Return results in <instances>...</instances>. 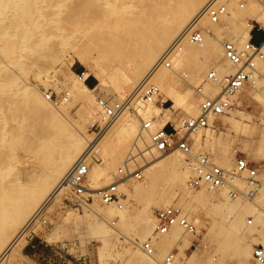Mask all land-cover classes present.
<instances>
[{"label": "bare ground", "instance_id": "obj_1", "mask_svg": "<svg viewBox=\"0 0 264 264\" xmlns=\"http://www.w3.org/2000/svg\"><path fill=\"white\" fill-rule=\"evenodd\" d=\"M61 1L63 0H55L50 5L47 19L50 25L57 27V30L63 31L73 18L80 19L79 22L82 25L93 28L98 25L103 27L102 30L98 27L93 33L97 34L94 44L89 39L82 41L81 47L73 52L71 62L75 60L89 68L98 86L107 89L111 97L116 98L117 101L128 96L133 97L140 86L149 80L155 83L160 93H163L176 107L181 98L174 90V77L188 63L193 64L192 70L196 72L208 67L215 71L216 79L210 81L212 84H207L209 89L206 87L214 95L221 92L225 77L236 70V67L224 57L223 43L220 41V38L221 40L224 38L221 31L227 28H219L218 25H222L225 17L234 15L233 7L243 9L247 0L239 6L236 0H219L226 7V13L220 16L219 23H211L208 18L202 16L210 0H78V5L71 15L66 14L67 11L62 7ZM246 7L250 14L248 19L251 18L256 23H264V8L260 0L249 1ZM36 9H38L36 0L34 2L0 0V66L26 56L25 53L17 52L15 49L25 46L24 40L27 32H19V29L12 24L16 23L20 17L27 18L28 13ZM33 18L32 22H35L37 17ZM195 21H198L199 27L203 29L202 43L199 45L182 43L171 69L161 68L153 71V67L160 61L163 53ZM253 27L254 25L247 20L243 22L241 32L232 28L231 33L238 40V42H232L238 48L241 47L250 38ZM94 35H91V38H95ZM2 39L8 40V43L2 45ZM11 39L12 41H9ZM6 46L9 47L5 48ZM205 57L212 62L221 61V67L203 63L202 60ZM261 70H264V58L256 60L255 69L247 83L252 78L256 89L264 91V75L260 73ZM23 75L24 70H21L16 74H10L6 79L0 78V85L10 81L11 78L18 79L15 94L22 97L20 101L14 93L9 94L0 86V113L2 114L0 117V264H14L16 260L18 261L29 236L28 232H24L27 223L39 211L52 208L61 201L63 196L67 197L66 175L78 158L88 152L97 141L96 148L89 156L87 182L90 189L95 191L105 188L103 186L112 180L111 174L119 171L118 166H125V158L128 154L133 155L135 151L133 144L140 151L148 149L143 154L139 152V156L135 159L138 165H142L141 168L137 166L138 170L142 169L140 173L132 174L133 178L142 179L135 191L143 192L157 185L159 195H168L177 199L173 205L179 206L197 227L200 223L199 218L187 212L189 207L203 205L216 213L224 211L223 220L217 224H214L216 221H212V227L208 229L209 233H213L218 238V249L222 252H231L237 258V264H256L251 255L252 244L264 246V218L260 212L253 213L255 224H253L254 219L248 220L250 226H247L244 218L248 213H252L251 207L248 204H241L238 196L233 197L228 189H209L205 185L196 189L192 188L188 182L190 174L191 176L193 174V171L191 173L189 171L188 157L178 148L158 155L154 154L155 151L148 148L150 130L144 132L140 128V132L136 134L138 132L137 119L131 118L126 111L111 126L106 127V133L104 132L105 135L103 134L101 140H99L100 136L91 141L90 137L70 124L65 113L58 106L56 109L50 108L48 102L30 87ZM35 77L37 78V75ZM86 77L87 74H85ZM78 83V87L73 91H67V95H72L73 99H71L76 103L79 101L82 106L85 103L86 106H91L94 101L90 99L89 94L95 89H89L83 82ZM247 83L241 89L246 87ZM253 97L258 96L253 94ZM62 100H65L64 97ZM107 101L111 100L108 98ZM152 103L154 102L135 105V111L130 112H135L142 121H149L151 128L153 125V127L158 126L163 129L172 121V113L169 108L161 110ZM23 106L28 111L34 110L37 114L41 126L47 132L42 137L24 138L25 123L29 120V116L25 114ZM152 110L156 112L154 121L141 118L140 115L149 118ZM197 114L199 113L196 109L189 106L185 118H195ZM230 114L229 124L232 132L229 131L234 134H246L248 126L243 123L246 120H242L238 114ZM211 120L208 126L211 125ZM202 129L205 128L190 133V136ZM205 135L209 139L214 138L212 131L206 130ZM261 136L256 152L264 155V135ZM143 146L145 148L142 149ZM142 157H145V161L142 160L144 164L140 160ZM92 158L94 164L91 166ZM211 159L213 163L222 168L228 167L227 161L217 164L218 162ZM185 162L188 167L184 166ZM127 167L129 171L124 177L131 176L133 165L129 162ZM114 183L118 188V182ZM235 183L240 189L243 181L237 180ZM126 185L128 187V184ZM175 185L182 190L172 189ZM168 188L171 190L169 193H167ZM94 200L102 202L97 195ZM159 200L162 201V198L160 197ZM88 208L94 215H101L105 221H110L108 218L115 211L113 206H108L102 213H98L97 208L93 206H88ZM125 217L126 215L120 221H125ZM155 224V221L145 217L136 228L135 235L142 243ZM241 228L253 230L257 234L251 240H247L240 237ZM183 235L184 232L174 226L168 234L159 236V242H155L160 248L155 249L156 255L164 256L172 244ZM140 249L136 248L129 256L130 261L139 264H158L155 259H150ZM182 257L179 258L185 264L184 261L188 257L185 253H182Z\"/></svg>", "mask_w": 264, "mask_h": 264}, {"label": "rangeland", "instance_id": "obj_2", "mask_svg": "<svg viewBox=\"0 0 264 264\" xmlns=\"http://www.w3.org/2000/svg\"><path fill=\"white\" fill-rule=\"evenodd\" d=\"M54 1L55 0H36L38 9L30 11L27 18L20 17L16 20V23L12 24L16 29H19V32H27L24 40L25 46L20 49H15L17 52L20 51L25 53L26 56L2 64L0 66V78L6 79L10 74H16V72L24 70L23 76L26 78L30 87L35 90L42 99L48 102L49 107L56 109L58 106L59 109L65 113L72 126L78 128L79 131L90 137L91 141H94L96 131H94V128L91 126L94 123L99 126L105 125V120L102 118L101 108L97 103V98L100 97L104 100H108L109 98L111 101L117 100L111 97L107 89L98 86V82L89 68L81 65L75 60L71 62V59L73 58V52L81 47L82 41L89 39L94 44V41L97 39V34L94 35L93 33L97 31L98 27L101 28V30L103 27L98 25L95 26L96 28H93L91 26L82 25L79 22L80 19L73 18L65 26L63 31L57 30V27L50 25L47 20L50 12L49 7ZM247 1L246 5L252 0ZM30 2H34V0H30ZM236 3L239 6L240 3L244 4L245 1L236 0ZM61 4L62 7L66 9V14L71 15L78 5V0H63ZM246 5H243V9L241 7L239 9L233 7L234 15L225 17L222 20V25H218L219 28H227V30L223 29V31H221L222 37H224V40L220 38L222 43L229 39H231L229 41L238 42L236 36L231 33V30L233 28L241 32L243 22L247 20L254 25L251 30L253 37H255L256 40H260L261 32L257 31L256 28H264V23H256L254 20H251V18L248 19L247 17H249L250 14L246 9ZM241 13L242 15H240ZM33 17H37L35 22H32L34 19ZM253 29L255 31H253ZM91 35H94L95 38H91ZM9 41H12V39ZM6 43H8V40L2 39V45ZM8 47L9 46H6L5 48ZM202 61L203 63H209L211 66L216 65V67H221L222 65L221 61L216 60L212 62L208 60V57H205ZM192 69L193 64L188 63L184 69L181 72L179 71L178 75L174 77L173 87L181 98L178 106L174 107L173 103L163 93H161L158 102L152 103L161 110L164 108L170 109L172 121L167 124V130L169 132H172L171 129L174 127H176V130L180 127L181 119H185L189 106L194 107L197 113H199V98L194 88L201 82L211 68L208 67L199 72L193 71ZM182 72L187 74L186 78L181 77ZM260 73L264 75V70H261ZM85 74H87L86 78ZM35 75H37V78ZM78 77L82 78L80 79ZM17 80L11 78L10 81L0 86L7 90V93H14L21 101L22 97L19 94H15ZM78 82L85 83L89 89H95L94 92L89 94L91 97L90 99L94 101V104L92 103L91 106H86L85 103V107H83L84 105L82 106L79 101L76 103L72 100V95H67V91H73L78 87ZM208 83L211 82H207L204 85V93L208 97L217 96L208 90ZM206 87L208 89H206ZM6 88H10L11 90L9 91ZM48 93L52 95L51 101L46 100L45 94ZM253 94H257L258 97H253ZM63 97L65 100H62ZM57 98L61 100L58 102ZM229 103L232 105V109L228 114L211 120V125L206 126L205 129L200 130L198 133H194L192 136H189V138L191 139L192 155L194 157L204 154L210 155L209 157L213 158L215 162H218L217 164L227 161L228 167L225 166L224 168L232 169L236 157L241 156L245 158L246 161L256 166L258 178L262 183V187L254 198L248 199L244 196L247 193L244 182L241 183L240 189L237 187V183L235 184L237 189L242 193L241 196H238L240 203L248 204L251 207L252 213H248L244 218V221L248 224V220H253L254 214L257 212H260L262 218H264V155L256 152L257 143L261 140V135H264V91L261 89L257 90L254 80L251 78L246 87L229 98ZM17 109L20 113V107ZM23 110L25 114L29 116V120L25 123L24 138H38L46 134L47 132L44 130V127L41 126L34 110L30 109L31 111H28L26 108ZM126 112L131 118L135 117L134 119H137L136 124L138 132L136 134H138L140 132L142 120L139 119L135 112ZM230 113L238 114L242 120H246V122H243L248 126L246 134L231 133L232 131L229 124V118L231 117ZM1 115L0 113V117ZM149 115V118L143 117L142 115L140 116L144 120L154 121L156 119L155 110H152ZM159 129L158 126L153 127L152 125L150 132ZM105 130L106 128L104 129L106 133ZM206 130L213 132V139H209V137L205 135ZM104 132L101 133L100 140L103 138V134L105 135ZM132 146L134 148L135 144ZM143 148L144 146L142 149ZM135 153L136 151H134L133 155ZM95 154L94 156H96ZM154 154L158 155L160 153L154 152ZM127 157L125 159H127ZM143 159L145 161V157L140 158L142 164H144L142 161ZM188 159L190 170L189 168L186 169L191 173L194 160L190 157H188ZM93 161L94 159L91 161V166L94 164ZM137 166L141 168L142 165ZM137 166L131 168V176L129 177H124L126 174L121 175L118 172L111 174L112 180L106 186H103L107 187L114 182H118L117 189L121 194L119 203L121 206L120 208L115 204H104L99 200H94L89 205L97 208L99 211L98 213L104 212L108 206H113L115 211L114 214L108 218L110 221L103 220L101 215H94L89 208L83 209V211L63 209V200L65 199L63 196L61 201L54 207L45 210L48 214V221L50 224L47 228L39 227L34 231L32 239H27L26 244L21 250V255L18 257V261L16 260L17 262L15 261L14 264H78L80 260L83 259H85L86 264H139L129 260V256L136 248H140L139 245L142 243L139 237L135 235L136 228L142 223L145 217H149L151 220L155 221V212L163 207L175 204L177 199H173L168 195H159V187L157 185L143 192L140 190L135 191L137 186L142 182V179L132 177L142 170H138ZM184 166L188 167L186 162ZM118 168L120 167L118 166ZM133 170L138 172L136 173ZM89 182L91 181L89 180ZM126 184H128V187H126ZM172 189L178 191L179 188L175 185L172 186ZM167 190V193L171 192L169 188ZM160 197L162 201L159 200ZM115 212L117 213L115 214ZM187 212L192 216L197 215L199 218V226L197 227V225H195L196 234L190 235L184 233L181 238L177 239L172 244V246L176 243L178 244L179 257H182V253H185L188 257V259L184 261L185 264H237V258L231 252L220 251L218 249V238H216L213 233L208 232V229L212 227V221H216L214 224L222 221L225 212L216 213L203 205L189 207ZM206 212L209 215L206 214ZM125 215V221H120ZM113 222L114 224H112ZM253 224H255V219ZM247 226H250V224ZM154 227L155 225L152 227L151 231L147 233L146 239L153 233ZM239 234L240 237L251 240L257 233L250 229L241 228ZM159 240L156 242H159ZM191 244H193V247L190 251H186ZM253 246H255V244H252V248ZM155 249H160L158 243H155ZM141 252L144 253L142 250ZM156 256L155 260L157 262L163 257L157 256L158 258H156Z\"/></svg>", "mask_w": 264, "mask_h": 264}, {"label": "built area", "instance_id": "obj_3", "mask_svg": "<svg viewBox=\"0 0 264 264\" xmlns=\"http://www.w3.org/2000/svg\"><path fill=\"white\" fill-rule=\"evenodd\" d=\"M243 5V3H240ZM262 8H264V0H260ZM226 13L224 3L219 0H210L207 4L202 16L208 18L211 23H219L220 16ZM261 32L260 40H256L251 36L241 47L232 41L223 42L224 57L236 67L233 74L225 77L221 93L215 97H208L204 93V84L216 79L214 70H209L201 82L194 88L199 98V114L195 118L181 119L179 130L173 128L172 132L167 130V125L163 129L149 132V149H153L158 153H165L174 148H178L185 156L194 160L193 174L189 179V185L192 188H199L205 185L209 189H228L233 197L241 196L242 193L236 188V181L242 180L247 188V193L244 195L248 199H252L259 192L262 183L258 178L256 166L246 161L245 158L237 156L234 166L231 170H226L215 163L208 155H192L190 133L198 129L208 126L209 121L216 119L219 116L228 114L232 105L229 103V98L235 95L249 80L251 73L255 69L256 60L264 58V28H256ZM203 40V29L199 27L198 21L190 24L185 31L170 45L163 53L160 61L155 64L153 71L161 68L171 69L173 61L181 49L182 43L186 42L193 45H199ZM182 78H186V73H181ZM82 78V77H78ZM161 96L158 86L148 81H145L137 93L132 97L128 96L120 101H107L100 97L97 98V103L101 108V114L105 125L99 126L93 124L95 138L98 139L101 133L107 126H111L117 118L125 111H135V105L146 104L148 102H158ZM47 100H52L50 93L45 94ZM151 123L142 121L141 131H149ZM100 140V139H99ZM98 141L92 145L88 152L80 156L71 167L69 173L65 177V185L67 187V197L63 200V209L81 210L88 209V206L97 197L104 204H115L120 206L121 194L115 183L109 186L92 190L88 186V173L90 164V154L96 148ZM145 148V147H144ZM136 155H129L125 161V166L119 168L118 173L125 175L129 170L127 164L130 162L133 166H137L136 157L145 151H140L136 145L134 147ZM140 152V153H139ZM155 227L152 235L147 238L141 245V250L151 259H155L156 250L155 242L159 236L168 234L172 227H178L184 233L195 235L196 226L192 220L182 212V210L174 205L163 207L155 212ZM48 214L41 210L38 214L30 219L27 223L24 232H28L27 239L31 240L34 231L39 228H47L49 225ZM193 247L191 244L186 251H190ZM179 253L178 244H174L172 248L162 257L158 264H183L177 257ZM252 258L256 264H264V246L255 245L252 248ZM78 264H86L85 259L80 260Z\"/></svg>", "mask_w": 264, "mask_h": 264}]
</instances>
